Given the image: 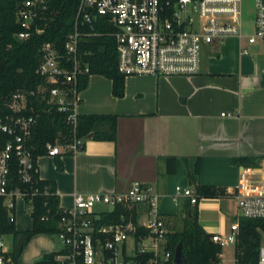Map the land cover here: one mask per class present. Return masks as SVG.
<instances>
[{"label":"crops","instance_id":"crops-1","mask_svg":"<svg viewBox=\"0 0 264 264\" xmlns=\"http://www.w3.org/2000/svg\"><path fill=\"white\" fill-rule=\"evenodd\" d=\"M254 19L255 3L240 0L241 37L227 35L203 45L194 76L125 77L122 98L112 95L109 79L90 76L78 94L75 112L117 115V141L87 140L80 153H62L56 158L61 169L54 158L37 159L38 177L55 183L59 207L70 210L74 194L123 192L131 182H138L157 197L158 212L167 220L165 228L180 229L189 200L176 199L175 189H192L188 181L192 178L195 185L226 191L228 195L223 197L199 199L196 208L205 233L228 232L239 217L229 192L246 171L258 173L261 169L253 179L264 178V45L260 40L248 42L254 33ZM171 157L176 163L168 169L166 158ZM239 158L255 165L233 162ZM170 169L174 172H168ZM26 206L30 213L26 201H16L13 216L17 230L31 227L30 217L15 218L21 211L26 215ZM138 213L143 222L145 206L139 205ZM10 241L8 237L9 250ZM152 245L145 239L139 246L152 251ZM133 246L130 238L126 250ZM60 248L53 238L36 235L24 247L17 264H35Z\"/></svg>","mask_w":264,"mask_h":264},{"label":"built area","instance_id":"built-area-1","mask_svg":"<svg viewBox=\"0 0 264 264\" xmlns=\"http://www.w3.org/2000/svg\"><path fill=\"white\" fill-rule=\"evenodd\" d=\"M46 0H26L19 5L16 21L20 32L16 39L29 38L32 22L39 13L46 11ZM86 22L99 17L113 24L118 72L124 77H191L199 69L200 51L203 45L221 40L227 35L241 37L238 28L240 0H80L79 14ZM37 33L41 31L37 30ZM78 33L71 34L65 44V63H71L68 69L57 58L49 45L43 47V59L37 74L56 85L49 90L47 104L60 112L68 104L69 93L73 95L72 114L68 122L75 124L77 77L88 73L87 66H81L77 55ZM260 40L264 45V3L255 0L254 33L248 38L250 44ZM71 87V91L66 90ZM46 92V88H39ZM33 95V93H31ZM27 107V99L17 93L13 95L7 108L11 113L0 114V207L5 208L9 217L13 215L17 200H24L25 193L13 184L11 171H17L21 183H29L37 173L31 144L36 124L33 116L22 115ZM85 141L74 137L68 145L46 144V156L54 158L62 153L76 155L84 150ZM257 171V170H256ZM261 171L262 170H258ZM261 172H244L237 186L229 192L235 200L239 217L230 224L228 232L212 234L211 241L221 248L235 245L239 231V219H264V178L254 180ZM264 172V171H263ZM175 198L183 197L191 205L199 201L189 189H175ZM157 197L149 187L131 182L123 192L112 194L83 195L74 194L73 206L69 210L70 218L65 221L63 232L55 241L64 252L56 257L53 264H165L169 252L164 250L163 258L158 255V243L164 242L166 228L163 217L157 209ZM137 204L146 208L144 221L138 224L149 231L152 251L138 246L129 251L126 243L131 238L127 231L132 224L121 226H102L99 236L92 237L94 227L92 218L108 207L111 210L120 204ZM8 236L0 233V264H12L9 257ZM152 252L154 257L147 262L132 260L138 254ZM221 256V255H220ZM218 264H222L221 261ZM257 264H264V232Z\"/></svg>","mask_w":264,"mask_h":264},{"label":"trees","instance_id":"trees-1","mask_svg":"<svg viewBox=\"0 0 264 264\" xmlns=\"http://www.w3.org/2000/svg\"><path fill=\"white\" fill-rule=\"evenodd\" d=\"M26 0H0V114L11 113L7 105L13 95L20 93L27 99V107L21 113L33 116L36 124L32 135L34 165L37 159L46 156V144L68 145L74 137L97 142L116 143L117 115L89 114L76 115L75 124L67 121L72 114L74 102L71 92L65 110L59 111L56 107L47 104L49 90L56 86L48 83L47 79L37 74L43 59V47L49 45L57 58L68 69L71 63H65V44L68 37L78 33L77 55L81 66L88 67V73L77 77L76 94L83 91L90 76L97 75L111 81L112 95L122 98L124 95V79L117 70L118 56L116 51L115 33L117 28L106 22V18L97 17L90 23L86 22L82 13L78 15L80 0H46V11L39 13L32 22L26 40L17 41L16 36L22 32L16 21V12L19 5ZM164 1V0H163ZM175 1V0H172ZM264 3V0H262ZM41 31L37 33L36 31ZM39 88H46V92H39ZM66 90L71 91L70 86ZM33 93V95H31ZM62 154L55 156L56 165L61 169L58 159ZM236 164L255 165L246 158L234 159ZM175 158H166L168 169L174 168ZM37 167V165H36ZM168 172H174L168 170ZM197 173V165L195 169ZM13 184L25 193V199L30 205L31 227L28 230H17L14 216H8L5 208L0 207V233L10 238L9 257L12 264L18 259L30 241L36 235H46L55 240L63 232L65 221L70 218L69 210L59 207L56 185L52 181L40 180L38 172L32 175L29 183H21L17 171H11ZM193 185L192 178L188 179ZM194 194L197 199L223 197L226 191L221 188L199 186L194 184ZM137 204H118L109 211H102L95 220L92 237L99 236L98 230L102 226H121L132 224V230L127 235L133 239L137 248L147 239L149 231L138 224L139 213ZM14 213V211H13ZM166 222V218H163ZM169 220V219H168ZM167 225V223H166ZM164 250L169 252V260L165 264H174L173 255L177 245L186 259V264H218L220 262L221 247L211 241L210 234L204 232L198 223L197 208L186 203L183 208L182 226L180 229L166 228ZM61 232V233H62ZM264 232V219H239V231L235 247V264H257L261 242V233ZM58 243V242H57ZM59 244V243H58ZM60 245V244H59ZM64 250L44 255L35 264H53L57 256ZM152 252L138 254L132 260L147 262L152 259Z\"/></svg>","mask_w":264,"mask_h":264},{"label":"rangeland","instance_id":"rangeland-1","mask_svg":"<svg viewBox=\"0 0 264 264\" xmlns=\"http://www.w3.org/2000/svg\"><path fill=\"white\" fill-rule=\"evenodd\" d=\"M251 2H252V4H254L255 0H251ZM192 187L194 188V184L192 185ZM193 188L191 190L194 192ZM103 210L109 211V208L105 207V208H103ZM28 214H29V206H26V215H24L21 211V213H18L17 217H16V213H15L16 221L18 220L19 216L24 217L25 220H28L30 217ZM17 224H18V222H17ZM158 255L160 258H163L164 246H162V245L158 246ZM220 261L222 264H235V247H234V245H228V246H225L221 249Z\"/></svg>","mask_w":264,"mask_h":264},{"label":"water","instance_id":"water-1","mask_svg":"<svg viewBox=\"0 0 264 264\" xmlns=\"http://www.w3.org/2000/svg\"><path fill=\"white\" fill-rule=\"evenodd\" d=\"M17 41H20V40L17 39ZM173 263L174 264H186V259L184 258L183 254L181 252L180 244L177 245L175 250H174Z\"/></svg>","mask_w":264,"mask_h":264}]
</instances>
